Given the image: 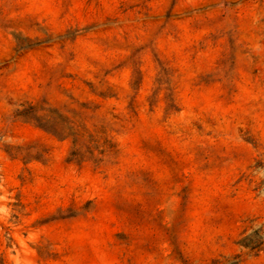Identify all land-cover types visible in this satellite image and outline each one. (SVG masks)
<instances>
[{
    "label": "rangeland",
    "instance_id": "1",
    "mask_svg": "<svg viewBox=\"0 0 264 264\" xmlns=\"http://www.w3.org/2000/svg\"><path fill=\"white\" fill-rule=\"evenodd\" d=\"M0 264H264V0H0Z\"/></svg>",
    "mask_w": 264,
    "mask_h": 264
}]
</instances>
